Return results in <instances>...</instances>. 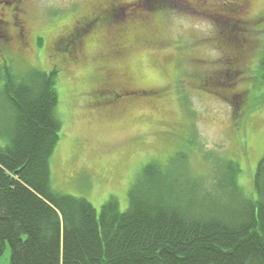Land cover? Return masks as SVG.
<instances>
[{
  "label": "rangeland",
  "instance_id": "obj_1",
  "mask_svg": "<svg viewBox=\"0 0 264 264\" xmlns=\"http://www.w3.org/2000/svg\"><path fill=\"white\" fill-rule=\"evenodd\" d=\"M67 4L53 0L37 4L29 28L46 32V41L29 42L24 55L8 54L5 61L0 60V66L6 63L18 76L31 69L59 71L56 115L61 129L50 159L52 188L86 199L97 214L115 198L123 212L143 168L152 162L165 166L178 151L187 152L191 175L203 177L209 186L204 156L211 152L239 165L238 186L246 198L254 200L253 176L264 154V103L250 78L255 77L264 46V0H250L242 15L244 24L236 17L230 20L202 10L178 9L154 16L149 26L128 30L123 58L99 59L105 43L89 41L85 64L70 71L56 65L59 55L52 53L50 42L80 17L47 11ZM123 19L118 16L115 21L120 25ZM97 36L106 40L103 29ZM237 53L240 60L235 58ZM107 68L115 73L111 79L105 77ZM2 86L0 78V129L9 117ZM107 86L146 95L105 106L102 92ZM241 93L247 99L237 120L228 100ZM190 141L197 150L187 151ZM5 145L6 138L0 135V148ZM0 264H10L9 246Z\"/></svg>",
  "mask_w": 264,
  "mask_h": 264
},
{
  "label": "trees",
  "instance_id": "obj_2",
  "mask_svg": "<svg viewBox=\"0 0 264 264\" xmlns=\"http://www.w3.org/2000/svg\"><path fill=\"white\" fill-rule=\"evenodd\" d=\"M260 53L250 81L264 103V46ZM58 74L55 68L22 76L0 69L9 114L0 129L6 138L0 148V258L9 246L10 264H264V154L253 176L254 200L238 186L239 165L211 152L204 156L209 186L191 175L187 152L178 151L165 166L143 168L123 212L115 198L97 214L86 199L54 190ZM246 99L241 93L228 100L237 120ZM196 146L188 142L187 151Z\"/></svg>",
  "mask_w": 264,
  "mask_h": 264
},
{
  "label": "flooded vegetation",
  "instance_id": "obj_3",
  "mask_svg": "<svg viewBox=\"0 0 264 264\" xmlns=\"http://www.w3.org/2000/svg\"><path fill=\"white\" fill-rule=\"evenodd\" d=\"M43 0H0V60L5 56L24 55L29 42L41 45L46 41V32H32L29 28L31 12ZM67 2L65 8L50 7L47 11H62L80 17L72 27L59 33L50 42L52 53L58 56L57 64L62 70L70 71L83 66L88 58L86 53L89 41L105 43V51L99 59L105 61L119 60L126 54L124 38L130 28H145L149 26L154 16H163L178 9L193 13H212L215 16H225L226 19L246 23L242 15L250 6V0H53ZM212 1V2H211ZM227 3H224V2ZM211 2L209 9L206 3ZM37 3V4H36ZM122 16L123 22L118 25L115 18ZM242 19V20H241ZM236 20V19H235ZM240 23V25H241ZM104 30L106 40L98 39L97 33ZM13 50L14 53L11 52ZM11 52V53H10ZM16 56V57H17ZM237 59H241L237 53ZM8 67L6 63L0 66ZM111 79L115 75L107 68L104 73ZM104 105L122 104L132 96L146 95L139 90L127 91L125 88L108 87L102 92ZM101 97V96H100Z\"/></svg>",
  "mask_w": 264,
  "mask_h": 264
}]
</instances>
